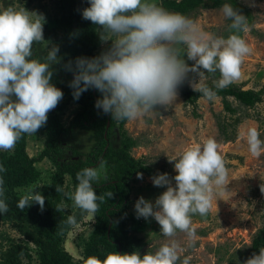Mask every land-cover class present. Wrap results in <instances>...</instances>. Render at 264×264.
Segmentation results:
<instances>
[{
    "label": "clouds",
    "instance_id": "obj_1",
    "mask_svg": "<svg viewBox=\"0 0 264 264\" xmlns=\"http://www.w3.org/2000/svg\"><path fill=\"white\" fill-rule=\"evenodd\" d=\"M90 6L83 9L82 17L98 26L102 42L112 41L111 47L93 58L78 57L75 69L71 63L66 70L73 71L69 83L74 99L89 89L102 94L95 107L115 120H135L155 110L156 106L167 107L176 99L178 88L188 79V74L203 71H219L217 89H223L241 76V64L251 49L238 34L227 38L216 37L203 31L191 18L172 13L155 3V0H89ZM224 16L232 21L229 28L235 33L249 30L246 17L239 10L225 3ZM43 15L25 9L8 7L0 11V150L11 151L24 134H35L47 123L48 113L55 109L63 98V92L50 83L53 64L60 63L58 46H47V55L33 59V45L44 42ZM187 59L194 61L189 66L181 57V47ZM192 83L197 92L207 100H214L216 92L204 84ZM248 151L253 157L264 153V140L255 127L243 134ZM214 138L206 139L183 149L176 161V175L167 173L152 177L156 187L167 186L154 203L140 197L135 203L137 218H154L160 225V233L173 238L184 233L189 243L196 238L192 215L206 216L211 209L214 195L225 192L228 169L218 151ZM105 168H84L77 173L78 184L73 192H64L57 186V193L73 201L74 206L93 217L98 211V197L92 181L98 180ZM6 169L0 165V172ZM142 179V174L137 173ZM172 179L175 187L172 186ZM264 192V188H261ZM109 197L113 194L108 193ZM4 196L3 179L0 177V197ZM38 204L43 211L45 197L30 189L16 205L21 211ZM58 205L56 211L64 210ZM8 205L0 199V213H6ZM66 224L76 225L74 215H69ZM183 249L175 239H170L154 253L143 256L139 252L120 254L109 252L104 259L89 256L83 264H177ZM185 257L181 264H189ZM244 264H264V247L253 254Z\"/></svg>",
    "mask_w": 264,
    "mask_h": 264
},
{
    "label": "rangeland",
    "instance_id": "obj_2",
    "mask_svg": "<svg viewBox=\"0 0 264 264\" xmlns=\"http://www.w3.org/2000/svg\"><path fill=\"white\" fill-rule=\"evenodd\" d=\"M156 1V0H155ZM161 0H158L160 2ZM246 8L250 15L247 19L249 30L235 33L229 26L232 21L226 18L222 12V6L216 9L203 8L189 13L186 17L193 19L200 28L216 37L227 38L231 34L240 35L248 44L251 51L243 58L241 64V76L227 87L239 88L243 91H252L257 94L260 101L253 107H245L232 97H228L227 103L232 111L224 108L221 97L214 100L200 98L194 109L184 104L180 94L167 107L156 106L155 110L135 120H127L124 126L126 134L133 140L134 145L130 149V155L137 161L149 167L153 174L167 173L173 178L177 173L174 169L176 161L183 149L189 145L202 144L208 138H214L218 144V151L223 157L228 169V181L225 192L214 195L211 209L206 216L192 215V226L196 231V238L191 244L184 233L178 232L173 238H168L160 233L158 222L149 217L137 218L135 203L143 197L152 203L167 190V186L156 187L152 177L146 173L142 179L135 173L128 181L129 201L125 208L124 217L130 219L127 226V234L141 239V248L137 251L143 256L146 253H154L159 247L168 243L170 239L179 242L183 251L180 260L191 257L189 264H244L253 239L264 228V210L262 208L264 192V153L259 157H253L248 151L246 138L243 135L249 127H255L260 132V139L264 140V0H237ZM12 7L25 9L29 12L43 15L44 42L33 45L34 59L43 60L47 55V46H58L57 53L60 60L75 51L79 41L71 35L72 21L70 20V3L68 0H0V11ZM112 41L102 42L98 26L96 28V49L94 53L99 56L111 47ZM181 47V57L191 66L194 61L183 57L184 49ZM58 64H60L58 66ZM53 64V76L57 77V68L62 69V83L64 93L62 100L53 110L59 121L67 127L75 116L78 104L73 97V90L69 83L74 79L73 71L65 68L67 62ZM74 69V67H73ZM203 74L199 76L194 72V78L188 82L210 85L220 79V73H208L200 69ZM63 108V109H62ZM50 111V112H51ZM195 113V114H194ZM118 125L112 128L111 143L113 147L119 146ZM74 139L80 143L84 140L74 135ZM45 136L39 131L35 134H26V153L30 158H35L43 150ZM0 150V153H11ZM35 167L40 172L39 183L34 188L30 186L27 191L19 189V193H27L30 189H37L44 193L51 181V175L55 171L52 162L44 158L36 162ZM106 174V169L101 175ZM99 180V179H98ZM172 186L175 181L172 179ZM64 212L73 215L78 212L81 219L72 226L64 236L61 247L74 260L81 261L80 247L86 243L92 229L95 218L76 208L72 200H63ZM133 215V216H132ZM135 219L143 222L141 229L134 230ZM16 222L0 223V254L12 245V241L18 239L19 244H26L31 248L32 261L26 258L20 259L23 264H39L35 249L32 244L21 239L20 233L14 228ZM21 237V238H20ZM15 239V240H14Z\"/></svg>",
    "mask_w": 264,
    "mask_h": 264
},
{
    "label": "trees",
    "instance_id": "obj_3",
    "mask_svg": "<svg viewBox=\"0 0 264 264\" xmlns=\"http://www.w3.org/2000/svg\"><path fill=\"white\" fill-rule=\"evenodd\" d=\"M68 1L71 7L69 10L72 21L71 35L73 39L79 41V46L60 61L71 63L75 69V61L78 57H97L94 53L97 26L82 17L83 9L90 6L89 0ZM155 3L169 12L184 16L203 8H220L227 3L239 10L247 19L250 18L246 8L237 0H161L160 2L156 0ZM58 72L59 75L52 78L50 83L64 93L62 69L59 67ZM193 78L194 72L189 73L188 79L178 88V93L184 104L194 109L198 99L204 97L202 93L188 85ZM206 86L216 92V97L222 98L227 111H232L226 100L228 97L249 108L260 101L257 94L252 91H243L234 87L217 89L215 84ZM99 98H102V94L92 88L83 92L78 100L75 99L78 109L67 127L59 121L54 112H49L47 123L38 130L45 136L43 150L35 158H30L26 153V134L22 135L11 153H0V165L6 169L0 172L4 189V196L0 199H4L8 205V211L0 213V223L16 222L14 228L20 233L22 237L20 238L24 237L25 242L32 244L33 248L36 247L39 264H83V260L89 256H96L102 260L109 252L131 254L141 248V239L127 234L128 222L134 217L123 216L129 201L128 181L138 172L150 176L155 174L149 167L130 155L134 142L124 130L127 120L112 119L110 114L98 110L95 102ZM116 125L120 140L119 146L113 147L112 128ZM74 135L84 141L80 143L74 139ZM44 158L49 159L55 167L50 184L42 193L45 197L44 209L41 211L40 206L34 203L21 211L16 205L25 193L18 194L17 191L19 189L27 191L30 186L35 188L38 185L40 172L34 164ZM101 162H104L106 174L100 176L99 180L92 181V184L97 196H102L104 199L97 200L99 208L95 213L94 228L86 243L79 246L83 258L81 261L74 260L61 247L64 236L72 227L65 223L69 214L55 209L63 200H69L64 192L74 191L78 184L77 173L84 168H98ZM57 186L62 187L64 192L57 193ZM108 193L113 195L109 197ZM262 208L264 210V198ZM73 215L76 221L81 219L78 212ZM132 223L134 230H138L141 229L143 222L139 223V220L135 219V223ZM15 241H12L13 244L0 254V264H23L20 260L22 258H26L28 262L32 261L31 248L26 244H19L21 242L18 239ZM262 247H264V228L253 239L247 255L248 259L254 253L259 254V249Z\"/></svg>",
    "mask_w": 264,
    "mask_h": 264
},
{
    "label": "water",
    "instance_id": "obj_4",
    "mask_svg": "<svg viewBox=\"0 0 264 264\" xmlns=\"http://www.w3.org/2000/svg\"><path fill=\"white\" fill-rule=\"evenodd\" d=\"M108 125H109V124L107 123V127H108Z\"/></svg>",
    "mask_w": 264,
    "mask_h": 264
}]
</instances>
